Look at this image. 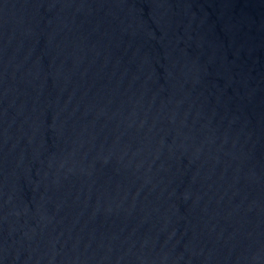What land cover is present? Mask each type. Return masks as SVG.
Returning a JSON list of instances; mask_svg holds the SVG:
<instances>
[{
  "label": "water",
  "instance_id": "1",
  "mask_svg": "<svg viewBox=\"0 0 264 264\" xmlns=\"http://www.w3.org/2000/svg\"><path fill=\"white\" fill-rule=\"evenodd\" d=\"M0 264H264V0H0Z\"/></svg>",
  "mask_w": 264,
  "mask_h": 264
}]
</instances>
